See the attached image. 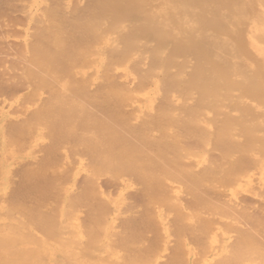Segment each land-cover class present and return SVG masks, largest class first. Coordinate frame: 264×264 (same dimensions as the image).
Returning <instances> with one entry per match:
<instances>
[{"label":"bare ground","instance_id":"obj_1","mask_svg":"<svg viewBox=\"0 0 264 264\" xmlns=\"http://www.w3.org/2000/svg\"><path fill=\"white\" fill-rule=\"evenodd\" d=\"M29 3L24 12L37 28L22 41L24 76L31 96L45 101L16 138L0 111V264H264V218L252 217L241 198L264 200V0ZM142 116L146 131L133 132ZM57 123L65 138L78 128L100 144L90 151L109 175L141 172L142 208L124 210L128 180L116 197L91 189L101 167L80 162L70 170V154L66 166L28 170L43 179L40 189L56 190L53 205L41 196L34 207L4 199L13 161L30 153L19 152L22 132L33 130L31 145L40 144ZM186 135L197 138L196 149L182 144ZM84 172L90 185L79 192Z\"/></svg>","mask_w":264,"mask_h":264},{"label":"rangeland","instance_id":"obj_2","mask_svg":"<svg viewBox=\"0 0 264 264\" xmlns=\"http://www.w3.org/2000/svg\"><path fill=\"white\" fill-rule=\"evenodd\" d=\"M24 1V2H23ZM23 1H21V0H0V111L2 112V113H5V114H7L8 116H10V118L9 117H7L8 119H10V120H8V122L9 121H11L10 122V124L8 123V122H5L6 123V127H10V126H12L13 128H10L11 130H12V133H13V137H17L20 133H18V128H19V125L23 128V122L25 121V120H27L31 115H32V112H33V110L35 109V107L38 105V106H40L41 105V103L42 102H44L45 101V98H42V99H39L38 97H33V96H31V93H30V91L31 90H33V86H32V84H31V82H29V80L24 76V73H25V66H26V62H24L25 61V55L23 56V54L21 53V49H22V46H24L23 45V40H24V38H25V36H26V32L27 33H29L30 34V26H32L31 27V31H35V29L37 28V23H35V21L32 23V19H31V15H28L27 13H25L26 11H28L29 12V14H30V10H29V7L27 6V5H29L30 3H29V0L28 1H25V0H23ZM23 2V3H22ZM53 2V1H52ZM26 3V4H25ZM28 3V4H27ZM50 3H51V1H50ZM16 5L17 4V6H14V5ZM26 5L25 7H24V5ZM83 4V3H82ZM9 5V6H8ZM10 5H11V7H10ZM19 5V6H18ZM8 6V7H7ZM23 7V8H22ZM27 7H28V10H27ZM25 11V12H24ZM26 14V15H25ZM28 16V17H27ZM27 17V18H26ZM30 17V18H29ZM31 22V23H30ZM30 23V24H29ZM28 27V29H26ZM35 27V28H34ZM26 29V30H25ZM33 29V30H32ZM34 31L33 32H31V35H33L34 34ZM23 34H24V36H23ZM23 41V42H22ZM20 46V47H19ZM20 51V52H19ZM22 52H23V49H22ZM19 56V57H18ZM17 58H18V61H17ZM21 59V60H20ZM21 61V62H20ZM17 62V63H16ZM23 62V63H22ZM19 66V67H18ZM24 68L23 69V71L21 70L22 68ZM21 68V69H20ZM20 73H22L23 74V77H22V75H20ZM21 76V77H20ZM25 81H26V84H25ZM30 85V86H29ZM133 85V84H132ZM97 86V87H96ZM100 85H94V86H91L90 87V90H91V88H92V91L93 90H96V89H98V87H99ZM32 92V91H31ZM29 93V94H28ZM31 96V97H30ZM28 99V101L30 102V99H32L31 100V103H29V102H27L26 100ZM25 100V101H24ZM158 103V102H157ZM157 103L155 104V105H157ZM25 104H26V106H25ZM27 104H31V106H29V105H27ZM27 106H29L30 108H28L27 109ZM26 107V109H24ZM129 107H132V105H130ZM129 107L127 106L126 107V111H128V112H131V111H129L130 109H129ZM157 108V107H156ZM132 109H134L133 107H132ZM25 110V111H24ZM32 111V112H31ZM125 111V110H124ZM122 112V111H121ZM4 114V115H5ZM29 114V115H28ZM145 116H142L141 118H139L138 120H135V122H134V120H132V122H131V124H130V126L133 128L134 126V128L132 129L131 128V130L133 131L135 128H137L138 129V127H140L141 128V126L144 124L143 123V118H144ZM6 118V119H7ZM5 121H7V120H5ZM139 122V123H138ZM20 123V124H19ZM138 123V124H137ZM10 126H9V125ZM12 124V125H11ZM128 124V123H127ZM129 124H128V126H129ZM134 124V125H133ZM57 126V127H56ZM56 126L54 125L52 128H51V130L50 131H46V132H44V140H43V142H41L40 144H34V145H31V144H33L32 143V139H33V137H31L30 136V134L32 135V133H33V130H31V131H29V133H28V135L29 136H27L26 135V131L23 133L22 132V135H21V137H22V139L21 140H23L22 142V145H20V146H23L24 145V149H22V147L21 148H19V149H21V150H19V152L20 153H22V154H25V155H27V152L28 151H26V150H29L30 151V153L28 154V158L27 157H25V158H20V160H19V163H18V160L17 159H15L14 161H13V163H12V166L13 167H11V168H13L12 169V172H11V170H10V172H11V174H10V172H9V175H11V178H9V180H10V185H11V191H9L10 193L8 194V197H4V199H6V200H13V201H18L19 203H23L24 205L26 204V205H28V203H29V205L28 206H30V207H34V206H36V203H37V201L39 200V201H41L42 199H44V200H46V203H47V201H49L47 204H49V203H51L52 205H53V201H55L56 202V200H52V199H54L53 197L54 196H56V194H55V191H51L50 192V189H48V188H46L47 190H45V191H47V194H42L39 190H42V189H40V185L41 184H43V185H46L45 183H44V181H43V183H40L43 179H41L40 177V179H38V177H37V175L35 176V174L34 173H30L29 171L32 169L33 170V168L34 169H36V168H38L40 165H42V164H44L45 162H50V163H54L55 165L57 164L58 166L61 164L62 166H66V156L68 155V154H70V156L68 155L67 156V158H68V160H67V162H68V164H67V166L66 167H68L69 168V166H70V163L72 164L71 165V167H70V170H71V168L73 167V169L72 170H75L76 169V167L79 165V163L80 162H82L83 164H86V165H84V166H86V167H89L90 166V168L92 167V168H96L97 166H99V174L100 173H102V174H98V176L96 177V179L94 180V182L95 181H98V182H96V185L94 184V183H92L91 182V189L92 188H95V187H99L102 191H104V193L107 195V196H111V197H116V194L117 193H119V190L121 189L120 187H121V185H122V183H121V181L122 180H128V181H130V182H132L133 183V187L131 188V189H129L127 192H126V201H127V204L124 206L125 208H124V210L125 209H130V210H132V208H133V210H134V208H135V210L134 211H137L136 209L138 208V209H140V208H142V205H143V202L145 203V195H144V193L143 192H141L142 190H143V188H141V182L143 183V180H142V177H141V172H136V174L138 175V177L135 175V168H128V169H124V173H121L120 171H116V169L115 170H111V172L113 171V173L111 174V172H110V174L111 175H109V172H108V169H105L104 167H103V165L101 164V161L99 160H97L98 159V156H99V154L97 155V154H94V156L92 155V153H97V152H99V145L97 144V142H94L95 144H97V145H95V146H97L96 147V149L94 148L93 149V147H91V145L90 144H92L93 143V141L94 140H92V139H90V141H92V142H89L88 143V141H89V139L87 140V142H86V137H84V134H83V132H81L80 131V129H78V128H76V130H74V132H73V130L72 131H69L70 132V134H72V132L74 133V135L75 134H77V135H79V136H82L83 138H84V143H83V141L80 139V137L78 136V138H76L77 137V135H76V137L75 136H66V138H65V134H64V127L62 128V125H61V123L59 124V123H57L56 124ZM61 126V128H62V130L61 129H58V127H60ZM127 126V127H128ZM129 126V127H130ZM18 127V128H17ZM21 127H20V129H21ZM128 127V128H129ZM16 128V129H15ZM25 128V127H24ZM55 128V129H54ZM140 128H139V130H137V129H135V130H137L138 132L140 131ZM7 129V128H6ZM5 129V130H6ZM10 129H8L7 131L10 133V135L12 136V134H11V131H10ZM17 130V132H16V136H15V132H13V131H15V130ZM64 129V130H63ZM78 129V130H77ZM4 130V131H5ZM27 130V129H26ZM61 130V131H60ZM144 130V131H143ZM59 131V132H58ZM79 131V132H78ZM137 131H135V132H137ZM146 130L145 129H143V126H142V130H141V132L140 133H143V132H145ZM6 132V131H5ZM32 132V133H31ZM48 132V133H47ZM66 132H68L67 130L65 131V133ZM76 132V133H75ZM134 132V131H133ZM54 133H58L57 135L58 136H56V135H54ZM60 133H62L61 135H60ZM18 134V135H17ZM48 134V135H47ZM53 134V135H52ZM67 134V133H66ZM50 135V136H49ZM64 136V138H62V140H61V138H58L59 136L61 137V136ZM20 136V135H19ZM33 136H34V133H33ZM189 136V135H188ZM187 135L185 136L186 138H185V140L183 139V141H182V144L183 145H185V144H187V146H190V147H193L194 146V148L197 146L198 147V140H197V138L195 137V141H194V137H192L191 135V138L190 137H188ZM24 137V138H23ZM49 137V138H48ZM54 137H56L55 139H54ZM69 137V138H68ZM72 137H73V139H72ZM75 137V138H74ZM31 138V139H30ZM189 138V139H188ZM76 139V140H75ZM56 140V141H55ZM69 140V141H68ZM24 141H25V143H24ZM26 141H27V143H26ZM74 141V142H73ZM77 141V142H76ZM79 141V142H78ZM149 141H150V143H149ZM151 139H148V142H146L147 143V145H148V143L149 144H151ZM57 142V143H56ZM61 142V143H60ZM87 144H86V143ZM196 142V143H195ZM63 143V144H62ZM94 143H93V145H94ZM130 143H132L131 141L129 142V145H130ZM154 142H152V144H153ZM55 146H54V145ZM75 144V145H74ZM106 144H107V142H106ZM152 144H151V147L150 148H153L154 147V144H153V146H152ZM195 144H196V146H195ZM51 145V146H50ZM61 145V147H59ZM88 145V146H87ZM90 145V146H89ZM108 145V144H107ZM146 145V146H147ZM18 146V145H17ZM63 146V147H62ZM71 146V147H70ZM75 146V147H74ZM94 146V147H95ZM131 146V145H130ZM150 146V145H149ZM149 146H147V147H149ZM88 147V148H87ZM99 147V148H98ZM27 148V149H26ZM86 148V149H85ZM97 148H98V150H97ZM149 148V149H150ZM14 149H15V147H14ZM17 149V148H16ZM51 149V150H50ZM58 151H60V154H59V152H56L57 150ZM94 150V152L92 151V153H91V151L90 150ZM196 149V148H195ZM18 150H16V152H18ZM24 150V151H23ZM56 150V151H55ZM97 150V151H96ZM15 151V150H14ZM88 151H90L89 153H88ZM19 152L17 153V154H19ZM47 153V154H46ZM61 153H62V158L65 156V159L63 158V159H61ZM64 153H65V155H64ZM75 153V154H74ZM208 153L210 154V155H212V156H214L215 155V153L213 152V151H211V150H208ZM51 155V156H50ZM19 156H21V154H19ZM58 156H59V158H58ZM51 157V158H50ZM53 157V158H52ZM76 157V158H75ZM27 158V159H26ZM54 158L55 159H57V162H55V160H54ZM95 160H97V161H95ZM19 159V158H18ZM47 159H48V161H47ZM52 159V160H51ZM72 159V160H71ZM76 159H77V161H76ZM93 159V160H92ZM41 160V163L39 162ZM42 160H43V162H42ZM62 160L64 161V162H62ZM71 160V161H70ZM74 160V161H73ZM17 161V162H16ZM54 161V162H53ZM72 161H73V163H72ZM76 161V162H75ZM37 162V163H36ZM78 162V163H77ZM96 162L98 163V164H101V165H97L96 164ZM36 163V164H35ZM63 163H65V164H63ZM75 163V164H74ZM35 164V165H34ZM40 164V165H39ZM78 164V165H77ZM69 165V166H68ZM95 165V166H94ZM27 166V167H26ZM38 166V167H37ZM62 166H60V167H62ZM26 167V168H25ZM31 168V169H30ZM134 171H133V170ZM23 170V171H22ZM29 170V171H28ZM101 170V171H100ZM102 170H104V171H106L107 170V173H103V171ZM133 171V172H130V171ZM25 171V172H24ZM139 171V170H138ZM27 172H29V175L27 174ZM116 172V173H115ZM120 172V173H119ZM127 172V173H126ZM114 173H115V175H114ZM132 173V174H131ZM32 174L34 175V177L35 178H33V176H32ZM119 175V177H117V178H115L116 176H118ZM26 176V177H25ZM80 176V179L78 178ZM79 176L77 177V181L75 180V184H76V186H77V188H76V190L77 191H83V192H85V189H88V187L86 188V186H89L90 185V183H89V177L87 176V174L84 172V173H81V174H79ZM85 176V177H84ZM108 176V177H107ZM30 177H32V181H31V178ZM36 177H37V179H36ZM48 177V176H47ZM100 179H99V178ZM13 178V179H12ZM29 178H30V180H29ZM84 178V179H83ZM118 178H119V180H118ZM134 178V179H133ZM34 179H36V180H34ZM117 179V180H116ZM139 179H140V182H139ZM27 180H28V183H27ZM37 180H39L38 182H37ZM19 181V182H18ZM23 181H24V184H23ZM117 181V182H116ZM16 182V183H15ZM34 182H35V185H34ZM37 182V183H36ZM136 182V183H135ZM32 183H33V185H32ZM39 183V184H38ZM83 183V184H82ZM100 183V184H99ZM120 183H121V185H120ZM13 184H14V186H13ZM80 184H82V185H80ZM97 184H98V186H97ZM37 185H39V186H37ZM95 185V186H94ZM140 186V187H139ZM37 187V188H36ZM142 187H143V184H142ZM231 186H229V187H227V188H225V187H222V192L225 194V192L228 194V191H229V188H230ZM39 188V189H38ZM90 188V187H89ZM223 189H224V191H223ZM226 189V190H225ZM90 190V189H89ZM44 190H42V192H43ZM43 192V193H46V192ZM87 191V190H86ZM139 191V192H138ZM25 192V193H24ZM54 192V193H53ZM212 194L214 193L215 194V192H213V191H210ZM220 192H221V190H220ZM220 192H218V194H216L218 197H221V196H223V194L222 195H220L219 196V194H220ZM41 194V195H40ZM50 194H52V195H50ZM55 194V195H54ZM184 194H186V195H184ZM184 194L182 193V195L184 196H182L181 195V200L184 198L185 200H183V201H181V202H183L184 203V201H185V205H188V206H190V204H192V203H194L195 201H193L192 203H191V199H192V197L191 196H189V194H187L186 192H184ZM213 194V195H214ZM44 195H46V197L44 196ZM133 195V196H132ZM209 195L211 196V194L209 193ZM244 194H241V198H245V200L243 199V205H244V207H246V205H250V204H248V202H250L251 204H252V206H248V208L250 207V209H248V211H249V213L250 212H252V213H250V214H252L253 216L252 217H254L255 216V218H257L258 217V219L261 217V216H263V217H261V219L262 218H264V200L262 201V200H260V199H257V198H254V197H252V196H248L247 194V196L245 195V196H243ZM40 196L41 197H44V198H42V199H39L40 198ZM209 196V197H210ZM217 196H215V197H217ZM225 196H226V198L228 197V195H226L225 194ZM11 197V198H10ZM52 199H51V198ZM185 197H187L188 198V200H187V198H185ZM191 197V198H190ZM217 197V198H218ZM250 197V198H249ZM48 198V199H47ZM210 198H212V197H210ZM223 198V197H222ZM221 198V204L223 205V206H225V207H229V206H231L232 207V205L231 204H228L227 205V203L226 202H228V198L225 200V197L222 199ZM31 202H30V201ZM214 200H216V198H214ZM223 200H225V201H223ZM21 201V202H20ZM24 201V202H23ZM29 201V202H28ZM187 201H189V202H187ZM220 201V200H219ZM218 201V202H219ZM251 201H253V202H251ZM259 201H262V202H260V206H259ZM54 202V203H55ZM222 202H224V203H222ZM257 203L256 205H255V203ZM141 203V204H140ZM229 203V202H228ZM244 203H247L246 205L244 204ZM51 204H49V205H51ZM195 204V203H194ZM193 205V204H192ZM191 205V206H192ZM255 205V207H253ZM259 206V209H261V210H259L258 209V206ZM137 206V207H136ZM140 208H139V207ZM188 206H186L187 208H188ZM191 206L189 207V208H191ZM257 206V207H256ZM263 206V207H262ZM83 207V206H82ZM132 207V208H131ZM254 209H253V208ZM189 208H188V210H189ZM254 210V212H253V210ZM80 209H83V208H80ZM205 209V208H204ZM166 210V209H165ZM203 210V209H202ZM204 211V210H203ZM206 212H207V215H208V212L209 211H207V210H205ZM166 212V211H165ZM206 212H205V215H206ZM204 213V212H203ZM256 214H257V216H256ZM260 215V217H259V215ZM222 215H224V214H222ZM208 216H211V214L210 215H208ZM257 219V220H258ZM260 220V219H259ZM231 231V230H230ZM233 234V233H232ZM233 235H235V230H234V234ZM190 237V236H189ZM189 237H187V239L189 238ZM173 239H174V237L172 238V241H173ZM190 239V238H189ZM192 242H193V239L191 238L190 239ZM194 243V242H193Z\"/></svg>","mask_w":264,"mask_h":264}]
</instances>
